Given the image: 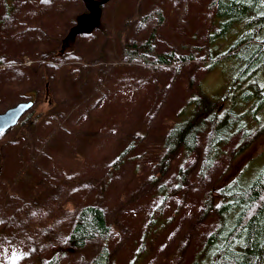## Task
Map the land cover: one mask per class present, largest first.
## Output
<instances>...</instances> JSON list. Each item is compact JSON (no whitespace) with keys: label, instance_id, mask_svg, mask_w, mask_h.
I'll list each match as a JSON object with an SVG mask.
<instances>
[{"label":"rangeland","instance_id":"obj_1","mask_svg":"<svg viewBox=\"0 0 264 264\" xmlns=\"http://www.w3.org/2000/svg\"><path fill=\"white\" fill-rule=\"evenodd\" d=\"M208 1L106 0L97 19L102 28L79 35L69 29L88 9L83 0H0V113L21 101L34 102L14 127L0 133L6 141H0V225L6 226L12 211L28 212L29 203L44 197L45 188L36 185L40 175L53 182L50 193L57 199L36 207L27 233L15 225L6 229L0 264H42L57 250L79 204L102 209L111 230V264L135 258L136 264L192 263L216 223L215 215L203 210L208 190L255 159L264 136L233 160L235 143L230 144L206 174L200 172L202 157L185 159L180 153L162 174L157 146L191 87L201 83L207 93L218 94L227 77L207 72L199 55L186 70L160 68L154 74L139 60H125L122 50L147 40L151 29L137 30V20L159 9L165 20L153 36L157 51L194 54L202 45ZM67 36H74V49L59 54ZM71 55L75 59L68 60ZM99 93L103 99L90 100ZM37 106L43 116L20 122ZM51 129L55 132L45 141ZM138 135L144 136L142 143L107 175L118 152ZM24 161L27 172L19 175ZM263 162L257 158L251 168ZM101 248L95 241L69 249L58 264H89Z\"/></svg>","mask_w":264,"mask_h":264},{"label":"trees","instance_id":"obj_2","mask_svg":"<svg viewBox=\"0 0 264 264\" xmlns=\"http://www.w3.org/2000/svg\"><path fill=\"white\" fill-rule=\"evenodd\" d=\"M208 2L206 10L209 16L203 25L202 45L194 54L157 51L153 36L163 27L165 20L159 9L149 11L137 20V30L151 29L147 40L123 46L125 60H139L148 65L154 74L160 68H173L177 70L175 72L186 70L199 55L204 60L207 72L219 70L227 77L224 89L218 94L207 93L201 83L191 87L186 103L178 109L174 121L159 140L158 165L162 174L178 153L185 159L194 154L202 157L200 172L206 174L230 144L235 143L231 152L233 160L264 136V0ZM101 26L100 22L95 28ZM74 45V36H67L59 54H71ZM72 56L67 59H75ZM147 57L153 59L148 60ZM98 82L105 83L102 79ZM81 83L78 86H84ZM94 96L90 97L94 102L103 99L101 93ZM53 106H49V110H54ZM43 111L37 106L20 122H36L43 116ZM51 118L56 116L52 115ZM53 132L52 129L48 131L44 140H48ZM143 137L138 135L128 140V144L111 162L107 175L129 159ZM2 138L0 136V141H3ZM3 142L6 144V141ZM262 157L264 149L255 159ZM255 159L230 181L208 190L203 210L205 214L211 211L216 223L191 264H264V162L251 168ZM29 163H32V159H29ZM29 163L24 165L23 162L19 175L27 172ZM40 176V182L36 185L45 188L41 193L44 197L39 199L40 203H29L28 212L18 209L10 213L6 226V222L0 225V245L8 237L6 229L9 226L15 225V229L27 233L26 223L37 214L36 207L57 202L50 193L53 182ZM178 179L180 185L184 176ZM67 201L70 202L69 199ZM53 209L50 208L51 213H56L57 210ZM66 210L63 208L61 212ZM71 215L66 231L57 241V250L42 264H58L69 249L81 250L95 241L102 243V248L89 264H111L112 254L107 248L111 230L102 209L93 204H79L73 208ZM136 262L135 258L130 264Z\"/></svg>","mask_w":264,"mask_h":264},{"label":"water","instance_id":"obj_3","mask_svg":"<svg viewBox=\"0 0 264 264\" xmlns=\"http://www.w3.org/2000/svg\"><path fill=\"white\" fill-rule=\"evenodd\" d=\"M84 1L89 3V10L77 17L74 26L70 29L71 33L79 35L91 33L98 24L97 19L100 16L102 6L106 0H83V2ZM33 104L34 102L30 100L21 101L0 113V133H5L8 129L14 127L24 113H26V111L33 106Z\"/></svg>","mask_w":264,"mask_h":264},{"label":"flooded vegetation","instance_id":"obj_4","mask_svg":"<svg viewBox=\"0 0 264 264\" xmlns=\"http://www.w3.org/2000/svg\"><path fill=\"white\" fill-rule=\"evenodd\" d=\"M83 3H84V5L86 4L88 7L90 6V5H89V3H88V2H86V1H84ZM88 10H89V9H86V11H85V12H88Z\"/></svg>","mask_w":264,"mask_h":264}]
</instances>
